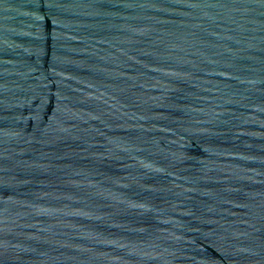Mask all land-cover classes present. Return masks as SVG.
<instances>
[{
    "label": "water",
    "instance_id": "obj_1",
    "mask_svg": "<svg viewBox=\"0 0 264 264\" xmlns=\"http://www.w3.org/2000/svg\"><path fill=\"white\" fill-rule=\"evenodd\" d=\"M0 264H264V0H0Z\"/></svg>",
    "mask_w": 264,
    "mask_h": 264
}]
</instances>
